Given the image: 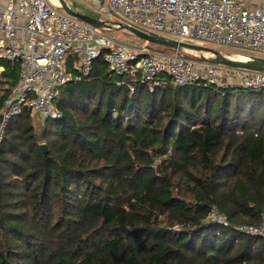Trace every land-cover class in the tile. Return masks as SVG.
I'll return each mask as SVG.
<instances>
[{
    "label": "trees",
    "instance_id": "1",
    "mask_svg": "<svg viewBox=\"0 0 264 264\" xmlns=\"http://www.w3.org/2000/svg\"><path fill=\"white\" fill-rule=\"evenodd\" d=\"M104 54L62 87L61 117L5 129L0 264H264L236 230L264 215V88L132 82Z\"/></svg>",
    "mask_w": 264,
    "mask_h": 264
},
{
    "label": "built area",
    "instance_id": "2",
    "mask_svg": "<svg viewBox=\"0 0 264 264\" xmlns=\"http://www.w3.org/2000/svg\"><path fill=\"white\" fill-rule=\"evenodd\" d=\"M66 1L80 11L75 0ZM76 1L112 17V22L106 21L112 29L91 26L62 12L54 0H0V140L9 122L25 109L45 121L61 117L56 100L62 87L90 74L104 51L108 71L132 82L153 83L167 74L176 86L264 88V72L202 61L195 52L141 48L105 34L128 25L178 42L235 48L264 57V0ZM5 63L17 72L14 85L5 75ZM210 218L227 222L217 209ZM236 230L264 239V215L258 225L242 224Z\"/></svg>",
    "mask_w": 264,
    "mask_h": 264
},
{
    "label": "water",
    "instance_id": "3",
    "mask_svg": "<svg viewBox=\"0 0 264 264\" xmlns=\"http://www.w3.org/2000/svg\"><path fill=\"white\" fill-rule=\"evenodd\" d=\"M60 7L66 12L67 14L74 16L78 18L79 20L100 28V29H112L113 26H111L106 21L94 17L92 15L83 13L78 10H74L70 5L67 3L66 0H58ZM118 29H126L136 36L146 40L147 42H150L154 45L160 46V48L156 49L158 52H164L167 50H181L184 52H195L199 53L200 57L199 60L207 61L210 63L215 64H223L226 66H229L231 68H239L244 70H250V71H259L264 72V57L263 56H257V55H250L247 57V59H235L232 56L226 55L222 53L220 50L215 49L212 46L207 45H200V44H193V43H186V42H178L177 40L162 36V35H154L145 33L143 31H140L138 29H135L133 27H130L128 25H119L115 28ZM114 29V30H115ZM186 57L192 58L189 54H185ZM44 151H47V145L43 144L41 145Z\"/></svg>",
    "mask_w": 264,
    "mask_h": 264
},
{
    "label": "rangeland",
    "instance_id": "4",
    "mask_svg": "<svg viewBox=\"0 0 264 264\" xmlns=\"http://www.w3.org/2000/svg\"><path fill=\"white\" fill-rule=\"evenodd\" d=\"M78 7L81 11L85 12L86 14H89V15L94 14V15L100 17L104 21H109V22L113 21L112 17L105 16V15H99V14L91 11L89 8H87V6H85L84 4H81L80 2H79ZM60 11L64 12L63 9H60ZM105 34L108 35L109 37L117 40V41H121L122 43L134 45L137 47H141V48L147 47L150 50H154V49L156 50V49L160 48V46L154 45L150 42H147L146 40L136 36L135 34H133L132 32H130L126 29H118V30L115 29V30H111V31H105ZM214 48L220 50L222 53H224L226 55L236 57V58H242L244 56H247L246 53H244L238 49H235V48H218V47H214ZM166 52H170V50L166 51ZM232 87H234V86H232ZM223 88L224 87H222L221 89H223ZM32 118H33V124L38 131L41 129V127L46 125V121L43 120L42 118H40L39 116L36 115Z\"/></svg>",
    "mask_w": 264,
    "mask_h": 264
},
{
    "label": "bare ground",
    "instance_id": "5",
    "mask_svg": "<svg viewBox=\"0 0 264 264\" xmlns=\"http://www.w3.org/2000/svg\"><path fill=\"white\" fill-rule=\"evenodd\" d=\"M54 2L56 3V4H59V2L57 1V0H54ZM247 57H248V55L247 56H244V57H242V58H236V57H233V58H235V59H247Z\"/></svg>",
    "mask_w": 264,
    "mask_h": 264
}]
</instances>
